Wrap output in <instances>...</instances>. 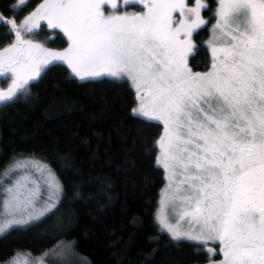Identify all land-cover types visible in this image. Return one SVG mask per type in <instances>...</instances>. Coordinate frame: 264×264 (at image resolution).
Returning a JSON list of instances; mask_svg holds the SVG:
<instances>
[{
	"label": "snow or ice",
	"instance_id": "6c2138e0",
	"mask_svg": "<svg viewBox=\"0 0 264 264\" xmlns=\"http://www.w3.org/2000/svg\"><path fill=\"white\" fill-rule=\"evenodd\" d=\"M123 3L143 8L122 11L117 0H43L19 26L0 17V24H10L6 35L15 36L0 50V77H12V86L0 91V106L27 96L29 81L54 61L81 81L126 77L136 92L133 114L163 126L156 164L168 184L156 225L172 241L218 242L219 264H264V0H218L205 72L188 65L192 35L208 23L202 0L195 7L185 0ZM41 21L64 34L66 49L32 39ZM64 167L72 169L70 158ZM6 179L11 183L3 184ZM0 185V237L35 226L63 192L50 166L32 157H13ZM41 185L47 189L42 202Z\"/></svg>",
	"mask_w": 264,
	"mask_h": 264
},
{
	"label": "trees",
	"instance_id": "16d2710c",
	"mask_svg": "<svg viewBox=\"0 0 264 264\" xmlns=\"http://www.w3.org/2000/svg\"><path fill=\"white\" fill-rule=\"evenodd\" d=\"M42 1L18 6L19 0H0V17L19 21ZM208 3L215 7V0ZM9 28L0 24V49L14 40L6 35ZM55 37V46H66L60 33ZM207 38L206 27L193 36L194 71L210 68ZM27 88V96L0 106V171L13 157H32L50 166L63 192L57 208L35 226L0 237V264L18 257L36 263L57 245V254L70 252L82 264L209 262L198 244L172 241L158 230L154 214L165 181L156 141L162 126L133 114L136 94L129 82L79 81L67 66L51 64ZM66 158L72 169L64 167ZM58 255L49 253L45 264H59Z\"/></svg>",
	"mask_w": 264,
	"mask_h": 264
},
{
	"label": "rangeland",
	"instance_id": "374dc122",
	"mask_svg": "<svg viewBox=\"0 0 264 264\" xmlns=\"http://www.w3.org/2000/svg\"><path fill=\"white\" fill-rule=\"evenodd\" d=\"M202 2H204L206 5H207V7L205 8V9H202L201 10V16H202V18L203 19H205L208 23H206L205 25H202L200 28H198V29H196L195 30V32L193 33V35H192V43H193V45H194V47H193V49H192V51H191V53L189 54V56H188V65H189V57L194 53V49H195V43H194V39H193V36H194V34L199 30V29H201V28H204V27H206L207 28V31H208V38H207V40H206V42H205V44H206V46H207V48H208V51H209V54H210V57H211V51H210V47H209V41L211 40V38H212V25L213 24H215V18H214V15H215V9H216V7H217V5H218V0H215V7L213 8V9H210V7H209V3H208V0H202ZM43 3V1L42 2H40L31 12H29L26 16H24L22 19H20L19 21H16V23H17V25L19 26L31 13H33L34 11H36V9L37 8H39L40 7V5ZM117 3H118V5H119V7H120V9L123 11V10H127L128 12H134V11H140L142 8H143V6L142 5H133V4H129V5H124V3H123V0H117ZM185 3L189 6V7H195V0H185ZM23 3H20V2H18V6H21ZM110 10V9H109ZM145 11H146V9H145ZM174 15V17H179V13L177 12V13H174L173 14ZM10 20H13V18L12 19H10ZM9 20V21H10ZM41 23V27L40 28H37V29H35V33L37 34V37H36V34L34 35V36H32V39H34L36 42H38V43H42L46 48H49V49H51V50H53V51H63L64 49H66L67 47H68V42H67V38L64 36V34L62 33V32H60V30L59 29H51V28H49V27H47V24H46V21H41L40 22ZM10 25V24H9ZM43 32H46V33H43ZM55 32H58V33H60L64 38H65V40H66V42H67V44H66V46L65 47H63V48H59V47H57V46H55V45H57V39H56V37H55ZM14 35V34H13ZM13 42H15V36H14V40H13ZM12 42V43H13ZM11 43V44H12ZM47 44H50V45H47ZM10 45V44H9ZM8 45V46H9ZM8 46H6V47H8ZM5 48V47H4ZM4 48H2V49H0V50H3ZM51 64H63V65H65V66H67V64H65V63H63V62H60V61H54V62H52V63H50V64H48L47 66H49V65H51ZM46 66V67H47ZM45 67V68H46ZM68 67V66H67ZM190 67V66H189ZM44 68V69H45ZM191 68V67H190ZM43 69V70H44ZM69 69V68H68ZM42 70V71H43ZM70 70V69H69ZM209 70V69H208ZM207 70V71H208ZM41 71V72H42ZM192 71H194V70H192ZM70 72H71V70H70ZM194 72H198V71H194ZM41 74V73H40ZM72 74V73H71ZM73 77H75V76H73ZM38 77H36L35 79H33V80H30L29 81V83L30 82H32V81H34V80H36ZM77 80H79V81H81L79 78H77V77H75ZM102 78H108V79H112V80H116L115 78H112V77H108V76H100V77H94V78H86L85 80H83V81H88V80H98V79H102ZM121 80H124V81H127V78L125 77V78H123V79H121ZM128 82V81H127ZM129 84L131 85V83L129 82ZM12 86V77H11V73H8L6 76H4V77H0V91H4V92H6L10 87ZM131 87H132V85H131ZM133 88V87H132ZM133 90L135 91V89L133 88ZM135 94H136V92H135ZM137 106V99H136V105H135V107ZM134 107V108H135ZM141 118H143V117H141ZM145 119V118H144ZM147 120V119H146ZM153 122H157V121H153ZM157 123H159V122H157ZM162 126V125H161ZM162 133H163V126H162ZM157 146V145H156ZM159 155V148H158V146H157V154H156V158H157V156ZM24 158V157H23ZM11 162V161H10ZM9 162V163H10ZM9 163H7L4 167H3V169L0 171V174H2L3 173V171H4V169L6 168V166H8V164ZM157 165V164H156ZM158 166V165H157ZM159 168H161L162 170H163V173H164V186H163V188L161 189V191H160V195H159V199H158V203H157V207H156V209H155V214H154V221H155V215H156V213H157V211L161 208V197H162V194L165 192V190H166V186H167V184H168V181L165 179V171H164V169H163V167H160V166H158ZM13 176H15V174H13ZM39 177H38V174H36V173H33V175H32V179H38ZM9 183H11V179H6V180H3V184H9ZM32 185H31V183H29V187H31ZM0 188H2V185H0ZM46 197H47V189L43 186V185H41V196H40V202H42L44 199H46ZM60 198H61V196H60ZM39 203V202H38ZM165 211L166 212H168V213H171V207H170V205L169 206H166L165 207ZM33 223H35V221L33 222ZM157 227H158V230L160 231V232H162L161 230H160V228H159V226L157 225ZM14 228V227H13ZM162 233H164V234H166L169 238H171L170 236H169V234L167 233V232H162ZM184 240H186V241H191V242H193V243H196V244H198L207 254H208V256H209V262L207 263V264H219V262L223 259V255H222V253L220 252V248H219V244H218V242H216V243H214L213 241H211V240H209L208 242H207V244L205 245L202 241H196V240H188V239H184ZM209 248H212V249H214V252L213 253H210L209 251H208V249ZM63 252H66V253H64L63 255H62V253ZM217 253H219L220 255H221V258L220 259H215L214 257L216 256V254ZM59 254V255H58ZM58 254H56V255H58L57 257H56V259L54 260L55 262L56 261H58L57 263H59V264H61V263H66V262H69L67 259L70 257V259L73 261H71V262H69V263H67V264H82L81 262H79L78 260H75V258L71 255V253L70 252H67V251H63L62 249L61 250H58ZM71 255V256H70ZM28 262V264H36V263H33V262H31L30 260H28L27 258H25V257H18V258H15L14 260H12L9 264H17V262H18V264H25V262Z\"/></svg>",
	"mask_w": 264,
	"mask_h": 264
}]
</instances>
